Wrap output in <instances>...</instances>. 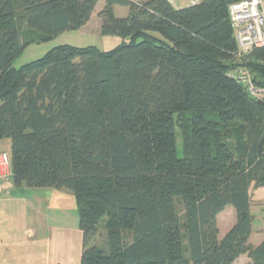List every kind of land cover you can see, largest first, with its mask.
Wrapping results in <instances>:
<instances>
[{
    "label": "trees",
    "instance_id": "16d2710c",
    "mask_svg": "<svg viewBox=\"0 0 264 264\" xmlns=\"http://www.w3.org/2000/svg\"><path fill=\"white\" fill-rule=\"evenodd\" d=\"M240 1L105 0L101 33L118 46L63 44L16 68L27 46L85 26L98 0H0V140L11 142L12 181L75 195L81 264H264V239L250 243L264 107L234 77L247 68L264 86V47L240 52L229 11ZM228 206L236 221L222 236Z\"/></svg>",
    "mask_w": 264,
    "mask_h": 264
},
{
    "label": "crops",
    "instance_id": "0c3cea01",
    "mask_svg": "<svg viewBox=\"0 0 264 264\" xmlns=\"http://www.w3.org/2000/svg\"><path fill=\"white\" fill-rule=\"evenodd\" d=\"M170 1L176 6L174 0ZM198 1L191 0L190 4ZM100 2L103 7L105 0ZM96 9L99 13L102 8ZM10 147L8 139L0 140V152L9 154ZM250 195L254 217L250 243L257 245L264 239V187H251ZM230 207L218 215L221 232L223 214L227 210L233 213ZM83 245L75 195L64 189L16 188L10 165L7 175L0 180V264H81ZM244 256L250 260L247 255L238 260Z\"/></svg>",
    "mask_w": 264,
    "mask_h": 264
},
{
    "label": "rangeland",
    "instance_id": "374dc122",
    "mask_svg": "<svg viewBox=\"0 0 264 264\" xmlns=\"http://www.w3.org/2000/svg\"><path fill=\"white\" fill-rule=\"evenodd\" d=\"M191 0H174V4L178 7H184L190 4ZM102 8L101 2L97 4L96 8ZM98 11V9H96ZM94 12L92 18L86 26L78 30L66 31L51 40L46 42L31 44L26 47L25 51L15 60L13 66L19 68L27 63L33 62L42 58L47 52L51 49L63 45L69 44L77 47H86V46H96L102 51H108L122 42V38L119 36H105L101 33V18L97 12ZM115 14L118 17H126L129 14V8L127 6L116 5ZM10 143V140H8ZM3 147H6L5 142H3ZM10 146V145H9ZM179 156H184V150L181 144V136H179ZM3 152H0V154ZM8 167H5L4 172H7ZM5 174V173H4ZM223 216H222V225L224 226L221 232V235L224 236L227 231H224L232 222L235 221L236 213L233 207H230ZM106 218L102 220V224L106 222ZM234 224V223H233ZM127 240H131V235L127 234ZM107 242V232L103 225H101L98 236L95 239V244L100 248H105ZM248 258L245 256L238 260L236 264H248Z\"/></svg>",
    "mask_w": 264,
    "mask_h": 264
},
{
    "label": "built area",
    "instance_id": "2783aa9c",
    "mask_svg": "<svg viewBox=\"0 0 264 264\" xmlns=\"http://www.w3.org/2000/svg\"><path fill=\"white\" fill-rule=\"evenodd\" d=\"M229 11L236 29L240 52L249 53L255 47H264V0L236 2L230 6ZM234 77L242 82L254 97L264 101V86L253 81V76L247 68H239ZM9 166L10 155L7 152L1 153L0 180L7 175L4 169Z\"/></svg>",
    "mask_w": 264,
    "mask_h": 264
},
{
    "label": "water",
    "instance_id": "95a60500",
    "mask_svg": "<svg viewBox=\"0 0 264 264\" xmlns=\"http://www.w3.org/2000/svg\"><path fill=\"white\" fill-rule=\"evenodd\" d=\"M258 103L261 104L264 107V101L263 100H258ZM262 142H264V135H263L262 140H261V142L259 144V149L261 147Z\"/></svg>",
    "mask_w": 264,
    "mask_h": 264
}]
</instances>
